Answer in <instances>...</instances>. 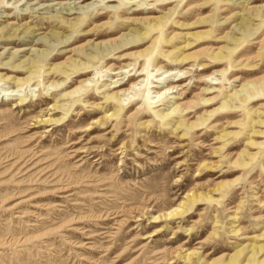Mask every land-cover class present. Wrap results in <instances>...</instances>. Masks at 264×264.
<instances>
[{"label": "rangeland", "instance_id": "obj_1", "mask_svg": "<svg viewBox=\"0 0 264 264\" xmlns=\"http://www.w3.org/2000/svg\"><path fill=\"white\" fill-rule=\"evenodd\" d=\"M229 260L264 264V0H0V264Z\"/></svg>", "mask_w": 264, "mask_h": 264}, {"label": "bare ground", "instance_id": "obj_2", "mask_svg": "<svg viewBox=\"0 0 264 264\" xmlns=\"http://www.w3.org/2000/svg\"><path fill=\"white\" fill-rule=\"evenodd\" d=\"M85 75V74H84ZM148 76L149 75H147V78H148ZM150 84V82L149 83H147V85H149ZM147 89V93L150 91V89H148V88H146ZM9 91H15L14 89L13 90H9ZM6 95H11V94H6ZM148 104H151L150 102H148ZM164 117H166V116H164ZM195 197H197V196H195ZM194 197V198H195ZM191 198H193V197H191ZM182 207V206H181ZM180 206H178V207H175L174 209H172V210H170V211H168L167 213H166V216L167 217H172V216H175L176 214H178V213H180L181 211H182V208H181ZM155 219H156V217H155ZM252 259H254V256H252ZM226 264H233V262L231 261V260H229Z\"/></svg>", "mask_w": 264, "mask_h": 264}]
</instances>
